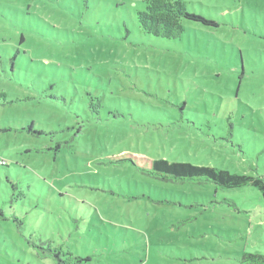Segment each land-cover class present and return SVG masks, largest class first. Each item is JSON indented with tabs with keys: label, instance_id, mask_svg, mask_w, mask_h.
Segmentation results:
<instances>
[{
	"label": "rangeland",
	"instance_id": "obj_1",
	"mask_svg": "<svg viewBox=\"0 0 264 264\" xmlns=\"http://www.w3.org/2000/svg\"><path fill=\"white\" fill-rule=\"evenodd\" d=\"M184 1L217 25L166 39L141 28L144 0H0V264H55L59 247L88 264H240L260 245L240 236L256 186L117 163L264 176V0Z\"/></svg>",
	"mask_w": 264,
	"mask_h": 264
},
{
	"label": "trees",
	"instance_id": "obj_2",
	"mask_svg": "<svg viewBox=\"0 0 264 264\" xmlns=\"http://www.w3.org/2000/svg\"><path fill=\"white\" fill-rule=\"evenodd\" d=\"M144 1L146 8L138 12L139 23L147 34L156 37L180 38L185 32V20L205 25H217L216 22L206 19L202 15L190 12L184 0ZM0 96L5 97L6 100L7 94L1 93ZM5 131L11 130L5 129ZM119 162H130L143 174L164 182L213 183L217 188L227 189L253 185L260 189L264 202V176L262 175H242L214 167L194 165L190 162H170L166 159H155L148 164L137 162L132 158H124L117 161V163ZM228 202L234 208L239 209L234 201ZM49 250L54 255L55 264H88L91 261L90 257L76 256L70 251H64L61 247ZM239 260L240 264H264V253L244 252Z\"/></svg>",
	"mask_w": 264,
	"mask_h": 264
},
{
	"label": "crops",
	"instance_id": "obj_3",
	"mask_svg": "<svg viewBox=\"0 0 264 264\" xmlns=\"http://www.w3.org/2000/svg\"><path fill=\"white\" fill-rule=\"evenodd\" d=\"M246 200L248 201L249 205H251V202H254L252 198H247ZM259 203H261L262 205L261 207L262 210L258 211L257 213H255L256 211H253L255 213L254 215H251L252 210L250 211L244 210L245 212L247 211L249 214L246 216L247 220L245 222L244 227L240 228V236H242L243 239H247V240L256 238L258 244L260 245H258L257 249H255L254 252L264 253L263 198L261 201L259 200Z\"/></svg>",
	"mask_w": 264,
	"mask_h": 264
}]
</instances>
